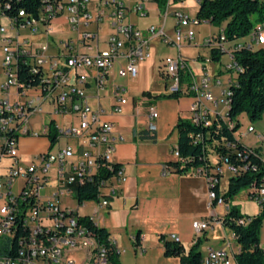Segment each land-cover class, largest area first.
<instances>
[{"label":"built area","instance_id":"1","mask_svg":"<svg viewBox=\"0 0 264 264\" xmlns=\"http://www.w3.org/2000/svg\"><path fill=\"white\" fill-rule=\"evenodd\" d=\"M152 1L157 3L163 20L160 25L151 24L145 34L128 20L127 13L146 17L151 11L149 5ZM190 1L195 6L193 13L186 11L191 9L187 4ZM204 1L212 0H165L163 13L156 0H47L38 16L20 10L19 17L8 15L12 0L0 3V7L7 8V16L0 17V128L6 133L13 132L12 136L0 140V156L11 159L5 172L0 174V239L10 240L11 244L17 245L14 254H0V264H77L73 255L81 252L63 253V243L66 238L78 235L93 236L94 247H98V256L94 257L96 264H112L110 248L100 243L97 236L80 222V214L70 206L62 205V201L74 198L73 184L99 180L98 196L103 198L104 207H107L110 200L118 195L120 185L127 180L124 166L115 160L117 144L125 138L115 132L113 122L101 120L103 110L94 108L87 94L88 84H93L97 98H100L117 60H127L126 66L119 70L121 76L137 78L139 63L151 57V39L160 38L178 50L176 55L164 56L159 68H162V76L170 80V94L192 98L190 121L204 126L217 115L226 119L231 98L230 86L241 70L234 62L233 54L242 47L253 49L264 45V20L256 22L241 41H229L223 24L217 27L216 33L203 38V46L228 56V61L221 68L232 72L235 77L231 76L227 83H223L218 78L219 74L210 70L213 62L210 54L201 56V60L199 56L192 59L199 61L198 72L181 54L183 46L194 44L195 25L212 24L210 19L197 16ZM66 15L69 30L79 35L61 40V49L56 55L49 53L48 43L34 45L28 37L22 38L24 30L52 36L53 22ZM170 18L174 20L175 37L167 32ZM104 22L109 24L111 32L105 40L106 47L98 48L99 32ZM96 26L97 29H94ZM21 63L27 65L30 72L41 74L45 87L21 81ZM91 71L95 72L92 83ZM215 89L219 90V94ZM13 90L15 99L11 97ZM33 91L39 92V96H30ZM45 101L51 102L54 114L77 115V123L58 130L61 137L82 139L83 147L78 150L73 145H67L57 151L47 150L25 163L20 157L19 140L22 136L40 134L32 130L29 124L33 116L44 112ZM128 103L129 98L123 92L116 93L113 112H123ZM210 105H220L226 111L224 114L215 113ZM148 112L149 129L155 131L159 113L154 105L149 106ZM48 132L49 124L42 133L47 135ZM246 133H255L256 140L264 142V127L256 130L249 125ZM194 139L195 142L202 141V134L194 135ZM225 147L230 152L221 155L208 148L207 155L210 158L213 154L215 162L210 160V165L192 170L204 176L207 184L219 186L221 177L226 173L230 177L256 170L255 164L248 160L250 153L256 155L253 151L242 153L235 144L230 143H226ZM173 154L182 163L189 160L180 156L176 148ZM163 169L165 175L173 173L168 165ZM44 190H48L45 197L42 196ZM222 193L220 198H211L208 193L209 204H225L228 212ZM247 194L257 204L259 212L262 211L264 179L262 183L251 186ZM191 226L198 235L208 230L211 223L206 219H196ZM170 238L180 242L177 234H172ZM111 243L116 248L115 242ZM233 262L235 257H232L231 250L223 247L208 248L201 264Z\"/></svg>","mask_w":264,"mask_h":264},{"label":"crops","instance_id":"2","mask_svg":"<svg viewBox=\"0 0 264 264\" xmlns=\"http://www.w3.org/2000/svg\"><path fill=\"white\" fill-rule=\"evenodd\" d=\"M149 7L151 11L148 17L161 19L157 3L152 1ZM127 15L132 24L142 29L145 34L148 33L147 28L150 25H139L130 20L133 13L129 14L128 12ZM67 17V15L59 17L53 22L54 34L52 36L42 32L35 34L29 30H24L22 34L28 37L34 45L48 43L50 45L49 53L56 55L61 49L59 44L61 40L72 36L76 38L79 35L78 32L69 30ZM106 27L108 26L106 25ZM110 32L108 31L102 40L100 37L98 48L106 47L105 40ZM167 32L169 35V31ZM51 38L54 39V42L50 40ZM193 46L198 47L195 41ZM193 46L186 45L182 49ZM182 49L181 54L184 53ZM177 53L178 50L175 47L165 44L158 37H153L151 39V57L139 63L137 78L133 79L119 74V70L127 64V60L122 58L116 61L110 71L108 84L100 98H97L96 88L93 84H88L87 94L90 104L96 109L103 110L101 120L113 122L115 132L125 138L124 141L117 144L115 160L124 166L127 180L120 185L118 195L110 200V205L107 207L100 208L99 200L80 204L75 198H73L75 201L73 203H71V198L63 199L62 205L70 206L80 215L91 216L97 225L105 228L115 242L121 264H180L178 257L164 255L161 236L171 239L172 234L180 236V243L187 250L195 242H199V251L202 255L208 248H228L233 257L239 251V245L233 232L222 221L227 213L226 205L215 202L209 204L208 193L213 191V188L207 184L205 177L192 170L183 173L163 174L164 166L176 160L173 154L179 139L176 125L180 119L190 120L189 108L192 103V98L189 96L158 97L170 94L168 91L170 80L162 76V70L159 68L161 59L164 56ZM194 56L200 58L206 55L201 54L197 49ZM185 58L187 57L185 56ZM223 63L213 64L212 62L209 66L210 70L214 74H222ZM199 65V61L190 62L192 69L197 72ZM90 74L92 83L95 72L91 71ZM120 91L129 98V103L123 112L116 113L113 112V104L116 93ZM215 92L219 94L218 89H215ZM12 93L11 97L15 99V90ZM39 94V92L33 91L30 96L37 97ZM151 105H154L159 113L155 131L149 129L148 109ZM43 106L44 112L33 116L29 124L32 130L40 132V134L22 136L19 140L20 157L25 163L36 159L42 152L52 149L49 136L42 133L43 128L50 121L53 120L58 129L78 121L75 113L54 114L50 101H45ZM210 106L215 113L224 114L226 111L220 105ZM238 120L240 122V115ZM263 127L264 125L258 130ZM147 134L153 138H145L144 136ZM250 134L255 139L253 143L256 142L255 133H241L240 137L252 136ZM65 139L63 144H58L59 149L67 145H73L78 150L82 149V139L67 137ZM237 139H239L238 136ZM239 141L241 142L240 139ZM263 143L257 141L256 144H243L258 147L264 162ZM210 160L215 162L213 154L210 155ZM3 172L5 171H0V174ZM223 178L224 176L221 177L219 185L221 193L227 187L221 186ZM228 178L229 175L225 180L227 183ZM17 188L16 192L18 193ZM46 195H48V190ZM247 199L249 198L247 197ZM258 212L257 206L253 212L244 211L243 214L255 215ZM196 219L209 220L210 228L195 235L191 224ZM135 239H137V243ZM260 246L264 248V237L261 236Z\"/></svg>","mask_w":264,"mask_h":264},{"label":"trees","instance_id":"3","mask_svg":"<svg viewBox=\"0 0 264 264\" xmlns=\"http://www.w3.org/2000/svg\"><path fill=\"white\" fill-rule=\"evenodd\" d=\"M47 0H12V8L8 15L19 17L20 10L28 14L39 15L42 6ZM160 6L165 0H156ZM7 0H2L6 3ZM7 16V8H2ZM256 14V17L253 15ZM199 18L210 19L215 26L224 25V32L229 41H241L249 33L253 25L264 20V0H212L204 1L197 13ZM222 52L215 49L210 50V57L213 62H219ZM234 62L240 67L235 82L230 86V105L226 113V119L215 116L211 123L203 125L193 124L188 119H180L176 125L179 139L175 147L180 156L189 158L186 162L175 160L168 164L173 173H183L193 170L196 167L210 165V158L207 155L208 148H212L216 154L230 152L225 147L226 143L235 144L236 149L245 153L253 151L256 155L249 154L248 160L254 163L256 170L247 171L241 175L230 176L226 190L222 193L223 201L228 205V212L223 217V224L234 234L239 251L235 254L236 264H264V249L260 246V230L264 222V208L255 215L241 214L235 205H230L229 200L241 190H248L253 185H258L264 179V162L258 147H250L237 139L235 131L240 126L238 116L245 114L250 122L260 120L264 114V45L253 49L245 47L236 50L233 54ZM19 78L21 81L42 85L41 74H34L29 71L28 66L23 63L19 66ZM158 97H178V94H164ZM229 124H232L230 126ZM202 134V141L195 142L194 135ZM12 133L3 132L0 128V140ZM51 140L52 147L59 141L60 133L55 127L54 121L49 123L47 133ZM145 138H153L151 135ZM3 147L4 144L2 145ZM174 148V149H175ZM210 153V152H209ZM234 156V154H232ZM2 157L0 156V163ZM74 198L80 203L91 200H100V183L85 182L73 184ZM215 193L220 198L219 186L215 187ZM264 207V206H263ZM80 222L85 224L98 238L99 242L110 248V260L112 264H121L117 248L111 243V236L108 231L97 225L91 216L80 215ZM243 220V222H239ZM22 231V229H20ZM164 244V255L166 257H178L180 264H201L203 255L199 251V242H195L188 250L179 242L161 236ZM137 243V239H135ZM17 249L15 243L10 240L0 239V254H14Z\"/></svg>","mask_w":264,"mask_h":264},{"label":"rangeland","instance_id":"4","mask_svg":"<svg viewBox=\"0 0 264 264\" xmlns=\"http://www.w3.org/2000/svg\"><path fill=\"white\" fill-rule=\"evenodd\" d=\"M188 5H190L191 9L190 11L189 10H186L190 13H193L194 12V9H195V6L192 4V2H188L187 3ZM160 9L162 10V12L164 13L165 12V7L162 5L160 6ZM253 17H256V14L253 15ZM130 20L133 21V22H136L137 24L139 25H151V24H156V25H160V23L162 22L163 18H152V17H140L139 15H131L130 17ZM106 25L108 27H106ZM102 29L101 31L99 32L100 33V37H101V40L102 38H105V36L108 34V31H111V28L110 26L107 24V22H104L102 23L101 25ZM218 26H215L213 24H208V23H200L199 25H195L194 26V31H195V43H197L198 47H184V49H182V51L184 53H182V55L185 57H187L189 59V62L192 63V58L194 56V54L196 53L197 49L199 50V52L203 55H206L208 56L210 54V50L208 47H205L202 45V40L205 36H209L213 33H216L218 28ZM94 29H97V26L94 28ZM167 31H169V35L171 37H175V32H174V20L172 18H170L168 20V24H167ZM13 32V31H11ZM25 35L22 34V38H24ZM52 42H54V39H50ZM228 61V56L226 54H223L220 58V61L219 63H223V62H227ZM218 62H213V64H216ZM232 72L230 71H223L222 74H219L218 78L223 82V83H227L228 79L233 76L235 77V74H231ZM249 125H252L255 127L256 130H258L260 127H262V125H264V114L262 116V118L256 122H250L247 118L246 115L244 114H241L240 115V126L239 128L237 129V131H235V136L239 137V139L241 140L242 143H252V144H256V142L254 141L253 143V140L254 137L252 134V136H249V137H245V136H242L240 137V134L241 133H246L247 132V129H248V126ZM66 137L62 136L61 139H60V142L56 143L51 151H57L59 149L58 147V144H63L64 141H66L65 139ZM264 144V143H263ZM61 148V147H60ZM11 163V159L8 158V157H2V160H1V163H0V171H5V169H7V167L10 165ZM227 176L228 174L226 173L224 175V178L222 179L221 181V186H227V182L225 181L227 179ZM54 179V176L52 177ZM54 181L51 183L53 184ZM246 193H247V190L244 189V190H241L237 195H235L234 197H232L230 200H229V204L230 205H235L239 212L241 214L244 213V211L246 212H253L257 205L254 201H250L249 199H247L246 197ZM42 196L45 197L46 196V191L44 190L42 192ZM75 202L74 199L72 198L71 199V203ZM247 215V214H245ZM260 236L261 237H264V227L262 226L261 230H260ZM73 257L76 259L77 261V264H84L85 260H86V255L85 253H80V254H74Z\"/></svg>","mask_w":264,"mask_h":264},{"label":"bare ground","instance_id":"5","mask_svg":"<svg viewBox=\"0 0 264 264\" xmlns=\"http://www.w3.org/2000/svg\"><path fill=\"white\" fill-rule=\"evenodd\" d=\"M0 3H2V0H0ZM2 8H6V7H0V17H5ZM160 70H162V68H160ZM205 124L206 123H204V125ZM95 181H99V180H91L90 182H95ZM209 185L213 188V191L209 193L210 197L218 198L214 190L215 187L218 185L217 184H209ZM99 207L100 208L104 207L103 198L99 202ZM110 241H113L112 238ZM71 252L85 253L86 260L84 264H96V258L94 257L98 256V247H94V240L92 235H78L76 237L66 238V240L63 243V253H71Z\"/></svg>","mask_w":264,"mask_h":264}]
</instances>
